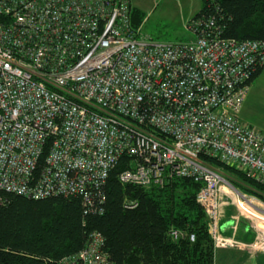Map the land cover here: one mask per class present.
<instances>
[{"label": "built area", "instance_id": "1", "mask_svg": "<svg viewBox=\"0 0 264 264\" xmlns=\"http://www.w3.org/2000/svg\"><path fill=\"white\" fill-rule=\"evenodd\" d=\"M132 13V0H0V190L89 204L125 157L122 185L200 184L215 249L260 248L235 240L237 222L221 233L236 189L207 160L264 185V135L239 117L264 41L224 38L202 15L191 41L155 43ZM103 243L92 233L58 264H115Z\"/></svg>", "mask_w": 264, "mask_h": 264}, {"label": "trees", "instance_id": "2", "mask_svg": "<svg viewBox=\"0 0 264 264\" xmlns=\"http://www.w3.org/2000/svg\"><path fill=\"white\" fill-rule=\"evenodd\" d=\"M202 15L214 18L224 38L264 41V0H201L193 18ZM140 21L134 9L135 29ZM263 69L252 74L248 86ZM126 160L120 158L104 185L90 193L89 204L81 196L35 200L0 190V264H58L79 253L95 232L115 264H215L218 250L196 201L200 184L173 179L162 188L122 185L117 175ZM207 161L233 176L242 194L264 202V185L232 166ZM132 202L136 206L127 208ZM253 236L243 228L238 239L249 243Z\"/></svg>", "mask_w": 264, "mask_h": 264}, {"label": "rangeland", "instance_id": "3", "mask_svg": "<svg viewBox=\"0 0 264 264\" xmlns=\"http://www.w3.org/2000/svg\"><path fill=\"white\" fill-rule=\"evenodd\" d=\"M132 6L133 11L136 9L142 18L139 24V30L142 36L149 38L150 41L155 43L173 44L192 40V35L188 32L186 26L190 21H188L190 14L197 11L201 6V0H159L157 2L132 0ZM259 77L250 85V88L248 87L243 104L244 110L239 117L242 116L243 121L241 122L244 125L252 127L264 135V82L261 81L264 80V75ZM220 171L226 181L232 186H235L237 180L222 169ZM234 188L236 190L231 188V200H229V204L225 208V215L221 220L220 231L223 235L231 234V225L237 222L238 228L241 226L242 230L244 228L245 230L250 229L252 231L254 235L253 241L249 242V244L255 241L264 244V232L257 226L260 222L259 218L264 217V214L257 212L258 214H255V217H251L247 214V208H243L242 211L238 208L234 196L236 193H239L253 200L258 204L257 207L259 209L262 210L263 207V211L264 202L246 196L239 189ZM251 209L255 211L254 208ZM235 240L243 242L236 235ZM216 250L218 251L215 255V264H258V261L259 264H264V245L257 249L250 247L249 250H231V252L224 249Z\"/></svg>", "mask_w": 264, "mask_h": 264}, {"label": "bare ground", "instance_id": "4", "mask_svg": "<svg viewBox=\"0 0 264 264\" xmlns=\"http://www.w3.org/2000/svg\"><path fill=\"white\" fill-rule=\"evenodd\" d=\"M234 197H235V202H236V205L238 206V208L241 211L243 210V208H247V210H248L247 214L250 215L251 217H255L254 215L258 214L257 212L264 214L263 207H262V210L259 209L257 207L258 204H256L253 200L248 199L239 193H236V195ZM249 206L251 208H254L255 211H253ZM259 221L261 223L259 222V225H257V226H259L264 232V217L259 218Z\"/></svg>", "mask_w": 264, "mask_h": 264}, {"label": "crops", "instance_id": "5", "mask_svg": "<svg viewBox=\"0 0 264 264\" xmlns=\"http://www.w3.org/2000/svg\"><path fill=\"white\" fill-rule=\"evenodd\" d=\"M149 1H154V2H157V1H159V0H149ZM188 1H190V0H188ZM188 5V4H187ZM201 7V6H200ZM200 7H199V9L197 10V11H195V12H193V13H191L190 14V16H189V19H188V21L189 20H191L196 14H197V12L200 10ZM193 38V37H192ZM262 75H264V69H263V71H262V73H261V75H260V77L262 76ZM259 77V78H260ZM261 81H263L264 82V80H261ZM249 88H250V86H249ZM243 110H244V106L242 107V110H241V113H240V115L243 113ZM240 120L241 121H243L242 120V116L240 117ZM234 224V223H233ZM233 224L231 225L232 227V231H231V234L229 233V234H225V235H227V237H232L233 236ZM242 229V227L240 226L239 228H238V225H237V230H236V237L238 238V233H239V231ZM222 233V232H221ZM223 234V233H222ZM224 235V236H225ZM223 250V249H222ZM222 250H220V251H222ZM224 250H227V249H224ZM229 252H231V250H228ZM240 261H242V260H240Z\"/></svg>", "mask_w": 264, "mask_h": 264}]
</instances>
